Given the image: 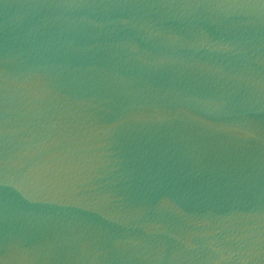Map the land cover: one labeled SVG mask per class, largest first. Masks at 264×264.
Segmentation results:
<instances>
[{
  "label": "water",
  "instance_id": "1",
  "mask_svg": "<svg viewBox=\"0 0 264 264\" xmlns=\"http://www.w3.org/2000/svg\"><path fill=\"white\" fill-rule=\"evenodd\" d=\"M0 264H264V0H0Z\"/></svg>",
  "mask_w": 264,
  "mask_h": 264
}]
</instances>
